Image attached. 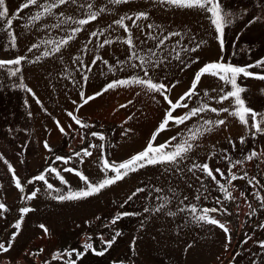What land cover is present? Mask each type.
I'll use <instances>...</instances> for the list:
<instances>
[{
	"label": "rangeland",
	"instance_id": "1",
	"mask_svg": "<svg viewBox=\"0 0 264 264\" xmlns=\"http://www.w3.org/2000/svg\"><path fill=\"white\" fill-rule=\"evenodd\" d=\"M229 4L238 15L233 24L226 27V43L223 52L220 51L217 41L213 53L200 59L199 63L195 60L192 64L195 66L189 71H186L184 67L178 69V77H172L173 75L166 73L155 74L156 70L151 73L173 85L169 89V95L172 98H178L190 86L195 71L203 62L223 56L225 60L233 63L250 64L253 60L264 56V20L256 21L252 25L247 24L251 15H260L261 10L253 9V0H229ZM244 8H248L249 12L244 13L242 11ZM110 15V12L105 11V22L111 19ZM9 32H12V29L4 27V21L0 19V59H12L18 55L16 47L10 46L12 41L9 38ZM104 46L105 54L111 52L108 57L112 54L118 55V58L109 60L108 64L117 65V61L120 60L126 63L123 68L118 64L117 71L113 72L114 75L110 72L108 64H105L104 76L101 79L96 78V84L93 87L88 86L89 89L87 88L85 92L86 82L81 85L80 88L86 95H91L92 90L99 91L103 84L111 79L132 75L134 71L136 74H142L138 68L129 67V63L135 65L140 61L127 62L130 53L126 52L125 43ZM141 47L145 51L149 47H152L154 52L157 49L154 45H141ZM249 47L252 49L251 52L248 51ZM165 65L166 61H162L157 70L164 69V72H169V69L164 68ZM11 67L12 65L0 67V152L15 168L24 184L25 193L34 187L41 188L38 196L32 201H22L20 191L12 182L11 172L5 159L0 158V185H2L0 200L9 205L5 214L0 216V239L6 241L14 230L13 222L18 218L19 207L31 204L34 209L25 214L22 230L10 250L9 254L14 258L13 264H16V261L20 264H37V258L28 257L25 249L35 250L41 247L44 252L39 253V260H47L48 264H64L63 261L53 259L57 249L68 247L82 250L86 233H91V242L95 247H108L102 245L98 233H103L107 239L110 238L113 228H119L120 235L108 252L102 256L89 252L81 261H78V264H112L113 260H123L125 264H253V261L260 264L261 258L264 257V249L257 241L264 240V229L257 225L264 223V210L258 207L259 200L252 192L253 186L248 185L242 178L234 180L232 183L238 186L237 189L233 190L229 185L228 191L235 199H228L207 176L200 180L202 173L198 169L188 171L192 163L207 161L213 168L220 167L225 171L228 168L233 171L237 169L247 171L248 179L255 175L261 185H264V163L257 164L254 160L244 165L234 164L236 160L242 159V153H247L251 148L257 151L264 148V134L251 137L248 132L251 127V114H248L249 125L242 124L238 117L230 113H212L210 110L191 117V123L189 121L180 125L172 123L171 128L158 134L154 143H162L170 135L175 136L176 132L180 131L181 134L175 141L179 143L187 139V129L196 131L197 127L201 130L211 128L210 131H204L202 135L198 134L189 141L196 147L188 153V159L181 160L180 172L175 171L174 165H149L129 173L123 180L94 196L58 201L55 199V189H47L43 181L29 182L30 178L38 176L51 163L69 181V184L65 185L55 173L51 171L45 173L48 181L53 183L55 188L60 189L61 194L66 193L69 186L72 188L84 186L77 174L67 170L69 166L83 170L90 179H98L101 171V156L119 163L146 146L150 133L162 118L167 107L166 102L160 95L146 92L133 85L107 90L98 96L99 100L92 107L88 106L84 113L74 109L68 110L64 103H54L53 98L42 97L46 94L42 92L43 89L35 87L33 91L36 97H33L22 88H13L12 84L21 82L22 73L18 65L19 72L16 75H10L8 69ZM249 70L264 71L259 66H253ZM89 73V76H92V72ZM22 77L23 83L32 88V83L25 80L24 76ZM238 82L247 85L241 94L246 104L257 112H264V91H262L264 80L241 76ZM209 85L216 89V91L210 90L209 96L222 94L219 92L220 87L226 89L231 87L225 85L218 77L204 74L198 85L197 94L190 100L186 99L188 108H178L174 110V114H180L191 107H198L201 101L214 107L234 106L231 105V98L227 101H219L204 96L203 89ZM153 96L156 98L153 99ZM37 97L40 103H37ZM25 99L28 100L27 105L24 103ZM127 101L131 103H126ZM73 102L80 105V95ZM93 107H96L97 115L94 114ZM45 108L47 111H44ZM29 111L33 113L31 117L27 115ZM68 112L79 116L83 123L76 124ZM225 116L227 117L226 126L204 123L206 120ZM56 120L63 123L66 128L65 133L59 132L55 135L53 129L57 127ZM68 125H71L70 129ZM9 127L16 132V135L9 134ZM25 128L28 129L27 132L23 131ZM96 131H102L104 138L93 137L90 134ZM240 135L246 137L244 143L239 141ZM44 140L52 145L51 151L43 147ZM233 143L235 147L232 146ZM101 144L104 145L103 149L99 147ZM81 148H88L91 152V156L85 157L84 163H80L76 156L67 163L55 159L58 155H72ZM211 153L215 155H210ZM224 156H228L229 160H224ZM221 179L227 182L228 177ZM253 183L255 185V181ZM136 187H142L143 191L128 201V196ZM256 187L261 195H264V187L260 185ZM157 188L162 191L158 192ZM241 190H245V197L240 196ZM49 191L52 192L51 195L48 194ZM217 196L222 197V203L228 211L210 214L222 218L231 229V241L227 249L223 247L225 235L218 226L193 219V216L199 215L205 207L213 209L220 207L214 199ZM164 197L168 200L159 212L143 211L145 206L152 208L163 203L161 198ZM188 204L197 206L195 213L186 207ZM249 204L257 209L252 215H248ZM118 210L137 214L122 217L115 225H112L111 217ZM169 211L175 215H168ZM85 221H91V223L88 224ZM41 223L47 226L50 234L43 232L39 227ZM141 224L144 227H140ZM133 238H135L134 249ZM190 244L192 246L185 251Z\"/></svg>",
	"mask_w": 264,
	"mask_h": 264
},
{
	"label": "snow or ice",
	"instance_id": "2",
	"mask_svg": "<svg viewBox=\"0 0 264 264\" xmlns=\"http://www.w3.org/2000/svg\"><path fill=\"white\" fill-rule=\"evenodd\" d=\"M125 2V0H111L113 4H120ZM78 0H54L53 3H49L48 0H44L43 4L39 3V0H21L19 6L15 9V13H10L9 6L6 3V0H0V19L4 21V27L11 28L13 21L11 16L15 14H20L21 10H27L30 6H34L36 11L34 14L26 17L27 24H33L35 21H39L42 16H46L52 12L54 8H57L58 5H76ZM158 5L163 6H176V7H188V8H199L211 14L210 21L214 26L215 38L218 41V47L221 52H223L226 43V27L233 24L234 19L238 15L237 12H234L232 6L229 4V0H157ZM82 7L88 9V13L85 16L77 19L74 16H66V21L75 20L78 26L71 27L69 29V34L64 35L60 38L59 43H56L53 40L42 41L46 44L54 45L50 49H46L43 53L44 56H51L56 52H59L62 46L69 45V42H73L75 40L76 34L82 32L83 27L87 25L90 21L96 20L98 16H100L102 11H112V9H105L102 5L97 6L92 3H85ZM259 8L261 10V14H252L251 18L247 20L248 25H252L254 22L259 20H264V0H253V9ZM244 13H248L249 9L244 8L242 10ZM59 16H65V13L58 12ZM150 17V13L147 10H137L132 11L130 14L121 15L119 19H115L113 24L122 28L126 35H122L120 37H111L103 40L104 45H108L112 43L113 39L120 40L126 43L127 48L126 52H129L128 61L131 62L133 60H139V64H131L129 63V67L134 69L138 68L142 74H136L135 71L132 75H125L119 79H111L107 83L103 84L99 91L93 92L91 95H86L83 89H81L79 95L81 98V103H87L88 101L93 100L95 97L100 96L102 93H105L109 89L123 87V86H137L146 92L156 93L161 96L162 100L166 102V109L162 115L161 120L158 125L154 128V130L150 133V138L147 141L146 146H144L141 150L135 151L133 154L128 156L126 159H123L119 163L114 160H110L106 157L101 156L100 160L102 163L100 164V173L98 179H90L89 175H86L83 170H80L76 167H71L67 169L72 173L77 174L80 181H83V187L72 188L68 187L67 192L61 194V190L55 188L53 183H50L45 175V173L51 171L55 173L59 180L67 185L69 181L65 178L64 175H61L60 171L54 167L51 163H49L48 167L44 168L38 176H32L30 181H43L44 185H46L47 189L52 190L55 189L56 195L55 199L58 201L64 200H73V199H85L91 196H94L98 193H101L103 189H106L109 186L114 185L116 182L123 180L129 173L135 172L136 170L142 169L149 165H174L175 171L180 172L181 168L179 167L182 159H188V153L196 147L192 141L198 134L202 135L204 131H210L211 128H204L201 130L199 127L196 128V131H192V129H187V139L182 140L179 143H175L176 137L181 133L180 131L176 132L175 136L170 135L167 139H165L162 143H154L156 141L158 134L162 133L165 129L171 128L172 123L175 124H183L185 121H190V118L196 116L199 113L205 112V110H210L212 113H230L233 116L239 118L240 122L244 125H249V116L251 114V127H249L248 132L251 137H256L259 134H264V112H257L254 108L249 107L246 104L245 98L241 95L245 88L246 84H242L238 82L239 77L245 78H259L260 80H264V71H251L253 66H259L264 69V56H260L259 58L253 60L250 64H237L233 63L230 60H225L223 56H220L218 59L209 60L207 62H203L198 70L195 71L193 78L191 79L190 86L187 87L185 91L182 92L178 96V98H172L169 95V89L173 85L165 82L159 76L151 75L152 72L158 69L161 65L162 61H166L168 59V54H164L159 58L155 57V52L152 47L145 49L141 47V45L147 44L146 39H139L133 35V27L140 31L143 37H148L152 41L155 42L154 47L160 49L163 52V47L165 42L169 40L170 37L181 35L178 32L167 31L162 37L159 35V32L163 31L160 26L155 23H142L141 21H146ZM129 21L126 23L125 21ZM41 27L47 28L48 25L41 24ZM52 27H59L58 24L52 25ZM109 29L113 27V25L107 26ZM153 28L158 29V33L153 35L151 31H147ZM91 37H96L98 35L97 31H92L88 33ZM9 38L12 41L11 47H16V34L14 32H9ZM238 38V36H237ZM138 40V43H137ZM176 43H180V40H177ZM207 42L203 39H200L199 42H195V38L193 37V46L185 45L186 50L189 53L195 54L196 49L201 48L202 45ZM234 43V41H233ZM70 46V45H69ZM39 45L37 43H33L31 47L28 49L29 52L33 48H38ZM83 48H87V45H83ZM248 51L251 52L252 49L249 47ZM138 52L141 53L138 55ZM175 53V49H173ZM80 53L77 52L75 56H72L74 62L77 63V66H82L84 68L83 79L87 81L88 72L90 71V66L87 64H82L79 60ZM179 58V56H177ZM28 59L23 55H16L12 59H0V67H4L7 65H12L11 68L8 69L10 75H16L19 72L18 65L21 64L22 61ZM35 59H39L36 57ZM61 59H63L61 57ZM98 59H103L102 57H94L91 59V64H96ZM194 59L199 61L200 56L194 55ZM31 62V60H29ZM105 64H108L107 60H103ZM118 64L123 68L126 61L120 60L117 61ZM188 65L185 64V67ZM109 70L112 72L117 71L114 65H108ZM204 74H210L212 76L218 77L220 80L224 82L225 85H230V89H226L224 87L219 88V92L222 94L209 96V91H216V89L212 88L211 85L203 89L204 96L208 97L211 100H219V101H227L231 98V105L228 108L222 106H212L209 103H205L201 101V104L198 107H191L187 111H183L180 114H174V110L178 108H188L186 103V99L190 100L193 96L197 94L198 85L201 83V78ZM19 84H12L13 88H22L26 90L28 93H31L33 97H36V93L33 89L28 86L26 83H23V77H20ZM76 81L73 80V83ZM264 91V89H262ZM153 99L156 97L153 96ZM25 105L28 104V100L25 99ZM37 103H40L39 98L37 97ZM126 103H131V101H127ZM79 107V105H77ZM123 107L124 105H120ZM44 111H47L45 108ZM29 117L33 115L31 111L27 113ZM68 115L72 120L75 121L76 124H82L83 121L77 115H74L72 112H68ZM227 117L217 118L215 120H206L204 123L206 125H215V126H226ZM56 124L61 133L66 132V128L61 124L59 120H56ZM69 129L71 125L67 126ZM23 131L27 132L28 129L25 128ZM9 134L16 135V132L9 127ZM93 137L104 138V133L102 131H96L90 133ZM172 141L173 143H169ZM239 141L244 143L246 141V137L244 135L239 136ZM233 147L236 145L233 143ZM26 147V146H25ZM43 147L49 151L52 149V145L47 141H43ZM103 149L104 145L101 144L99 146ZM227 151V150H225ZM210 155H215V153H211ZM242 159L236 160L234 164L244 165L246 162L254 161L259 163H264V148L257 151L255 148H251L247 153H242ZM73 156L79 158L80 163H84V159L86 156H91V152L88 148H81L80 151L74 152L72 155H58L55 157L56 160L67 163L70 161ZM0 158L5 159V163L8 166V169L11 172L12 182L15 184V187L20 191L21 196L20 199L22 201H32L33 198L38 196V193L41 191L40 187H34L30 189L27 193L24 192V184L21 181V178L17 175V172L13 165L7 161V159L3 156V153L0 152ZM224 160H229L228 156L223 157ZM231 162V161H230ZM198 169L202 175L199 177L200 180H203L205 176H207L216 186L221 193L224 194L228 199H235L231 192L228 191V186L231 185L233 190L237 189V185L232 182L238 178L245 179L248 185H252V192L255 194V197L259 200L258 207L261 210H264V195H261L260 191L257 190L256 185H261L260 181L257 179L255 175L248 179L249 173L247 171H243L242 169H237L233 171L231 168H228L227 171L220 167H210L207 161L201 163H192L189 167L188 171H193ZM228 177L227 182H224L221 178ZM255 181V185L254 182ZM2 187V185H0ZM158 192L162 191L161 189H156ZM143 191L142 187H136L134 191L128 196L127 200L130 201L137 193H141ZM171 191V189H169ZM49 195L52 194L51 191L48 192ZM240 196L245 197V190L240 191ZM163 203L157 204L152 208L144 207L143 211L148 212H159L164 204L167 203L168 198H161ZM216 203L220 205L218 208H207L199 215H194L193 219L197 221H204L208 224L218 226L225 235V242L223 247L227 249L229 247V243L231 241V229L222 218H217L214 215H211L212 212H227L228 209L224 207L222 203V197L214 198ZM127 203V201H125ZM187 208H190L193 213L196 212L197 206L195 204L186 205ZM9 205L5 203L3 200H0V216H3L5 212L8 210ZM250 211L248 215H252L256 212V208H252L251 204H249ZM33 206L31 204H26L24 206L19 207L18 209V218H16L13 222L14 230L10 233V236L5 241L4 239H0V264H13L14 258L9 254L10 250L14 246V241L16 240L18 234L22 230V224L25 220V214L33 211ZM135 212L118 210L115 215L111 217V224L115 225L117 221H119L122 217L136 215ZM168 215H175L173 212H168ZM99 219V217H96ZM85 223L90 224L91 221H85ZM259 228L264 229V223H258ZM39 227L43 230L44 233L50 234L49 229L43 223L39 224ZM140 227H144L143 224ZM86 239L82 242V250L78 248H68L64 247L62 249H57L55 254L53 255V259H58L63 261L64 264H78V261H81L83 257L86 256L89 252L96 255H104L108 252L109 248L114 244L117 237L120 235L119 228H113V232L110 234V238H105L103 233H98L102 245H107L108 247H95L91 242V233H86ZM257 243L264 249V240H259ZM194 244V242H193ZM192 245H188L185 248V251L188 250V247ZM132 247L135 248V238L132 241ZM44 252V249L41 247L35 250H27L25 249V253L28 257L37 258V264H48L47 260H39V253ZM16 264H20L19 261H16ZM112 264H125L123 260H113ZM253 264H257L256 261H253ZM260 264H264V257L261 258Z\"/></svg>",
	"mask_w": 264,
	"mask_h": 264
},
{
	"label": "crops",
	"instance_id": "3",
	"mask_svg": "<svg viewBox=\"0 0 264 264\" xmlns=\"http://www.w3.org/2000/svg\"><path fill=\"white\" fill-rule=\"evenodd\" d=\"M21 0H6L9 6L10 13H15V9L19 6ZM49 3H53L54 0H48ZM40 4L44 3V0H39ZM85 3H92L97 6H103L105 9H112L108 11L111 13V19L105 22L104 13L102 11L100 16L94 21H90L83 27L82 32L77 33L75 40L69 42V45L62 46L59 52L54 53L51 56H44L43 53L46 49L52 48L54 45L46 44L42 41L53 40L59 43L60 38L64 35L69 34L71 27L78 26L75 20H66V16H74L77 19L87 15L88 9L82 7ZM147 10L150 13V17L142 23H155L160 26L163 31L159 32L162 37L167 31L178 32L181 35L170 37L165 42L163 52L160 49H156L155 57L159 58L164 54H168L166 65L164 68L169 69V72L163 70H156L155 74L173 75L172 77H178V69L181 67L185 68L186 71L193 68L192 64L195 62L194 55H199L200 59L205 58L208 54L213 53L216 48V38L214 26L211 24V14L199 9V8H188V7H176V6H163L158 5L157 0H125L120 4H113L111 0H78L76 5H58L52 12L46 16H42L39 21H35L33 24H27L26 17L34 14L36 8L30 6L27 10H21L20 14L12 15L13 24L11 26L12 32L16 34V49L18 55H23L28 59L21 62V73L25 77V80L32 83V89L36 88L43 89V96L51 97L55 101L54 103H64L65 108L68 110H75L84 113L88 106H93L95 102L99 100V97H95L93 100L87 103H80L79 107L73 102L79 96L81 91V85H84L85 92H87L88 86H94L95 79L104 76L105 63L103 62L105 56L106 60H113L118 58V55L112 54L111 57L107 52L105 54V46L103 44L104 39L111 37H120L126 35L122 28L113 24L115 19H119L121 15L130 14L132 11ZM58 12L65 13V16H59ZM128 23L129 21H125ZM41 24L48 25L47 28L41 27ZM58 24L59 27H52V25ZM113 25L111 29L107 26ZM97 31L96 37H91L88 33ZM147 31H151L153 35L158 33L157 28H153ZM133 35L139 39H146L147 44L154 45L155 42L148 37H143L139 30L133 27ZM193 37L195 42H199L200 39L205 40L207 43L202 45L201 48L196 49L195 54L189 53L185 45L193 46ZM180 40V43H176ZM33 43L39 45L38 48H33L31 52L28 49ZM125 43L120 40L113 39L112 45H119ZM138 43V40H137ZM87 45V48H83V45ZM126 44V43H125ZM100 45V46H99ZM175 49V53L173 52ZM115 50V49H114ZM119 50V49H118ZM79 52V60L82 64L90 66L92 76H89L87 81L83 79L84 68L77 66V63L71 58ZM141 54V53H138ZM203 54V55H202ZM102 57L98 59L96 64H91V59L94 57ZM179 56V58H177ZM39 57V59H35ZM61 57L63 59H61ZM31 60V62H29ZM199 63V61H198ZM185 64L188 66L185 67ZM109 65V64H108ZM115 67L118 65L112 63ZM109 72V70H107ZM112 72V71H110ZM114 75V73L112 72ZM101 75V76H99ZM90 78V80H89ZM73 80L76 82L73 83ZM95 90L90 91V93ZM156 94V93H155ZM158 95V94H156ZM94 114L97 115L96 107H93ZM63 125V123H61ZM55 135H58V126L53 129Z\"/></svg>",
	"mask_w": 264,
	"mask_h": 264
}]
</instances>
